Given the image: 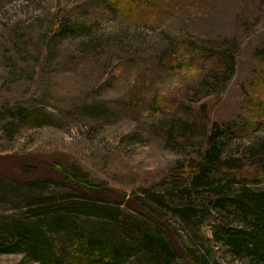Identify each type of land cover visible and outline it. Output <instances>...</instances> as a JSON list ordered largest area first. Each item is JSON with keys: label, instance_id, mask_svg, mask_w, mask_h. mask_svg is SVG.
I'll return each mask as SVG.
<instances>
[{"label": "rangeland", "instance_id": "374dc122", "mask_svg": "<svg viewBox=\"0 0 264 264\" xmlns=\"http://www.w3.org/2000/svg\"><path fill=\"white\" fill-rule=\"evenodd\" d=\"M177 3L156 19L133 7L158 28L149 30L103 0H0V175L70 185L76 165L92 193L123 205L166 193L199 161L214 125L245 126L229 145L234 158L264 142V0ZM175 33L234 51L231 78L213 86L205 71L194 79L173 70L163 53ZM249 186L264 191V178ZM17 205L0 195V217H16ZM160 216L177 251L172 264H245L215 241L213 218L190 232ZM0 264L36 263L0 255Z\"/></svg>", "mask_w": 264, "mask_h": 264}, {"label": "trees", "instance_id": "16d2710c", "mask_svg": "<svg viewBox=\"0 0 264 264\" xmlns=\"http://www.w3.org/2000/svg\"><path fill=\"white\" fill-rule=\"evenodd\" d=\"M103 6L118 19L149 30L158 28L132 13L133 7H146L155 19L157 11L175 13L182 7L177 0L148 4L103 0ZM207 46L175 33L169 36L163 58L173 70H188L194 79L205 71L210 84L223 86L235 71V52ZM259 56L264 62V49ZM30 114L25 118L38 119ZM244 128L234 123L214 125L199 161L189 164L166 193L146 192L124 203L131 213L122 210L120 201L92 193L85 184L87 173L76 165L69 173L74 179L70 185L49 178L19 181L0 175V195L18 203L16 217H0V255H22L36 264H172L177 251L163 213L190 232L213 218V237L233 258L264 264V191L249 186L264 178V142L250 144L239 158L229 150ZM52 186L64 193H45Z\"/></svg>", "mask_w": 264, "mask_h": 264}]
</instances>
